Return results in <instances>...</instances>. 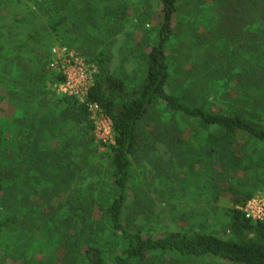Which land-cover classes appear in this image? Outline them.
I'll use <instances>...</instances> for the list:
<instances>
[{"label":"trees","instance_id":"1","mask_svg":"<svg viewBox=\"0 0 264 264\" xmlns=\"http://www.w3.org/2000/svg\"><path fill=\"white\" fill-rule=\"evenodd\" d=\"M137 10L0 0V264H264V221L240 208L264 189V0H160L150 29ZM132 23L141 68L130 75L112 69L110 47ZM55 45L97 68L85 101L57 93ZM219 83L235 90L229 109L209 100ZM89 102L113 122L104 152ZM145 165L151 181L137 183ZM153 194L183 230L126 223V208L150 220Z\"/></svg>","mask_w":264,"mask_h":264},{"label":"rangeland","instance_id":"2","mask_svg":"<svg viewBox=\"0 0 264 264\" xmlns=\"http://www.w3.org/2000/svg\"><path fill=\"white\" fill-rule=\"evenodd\" d=\"M133 5L135 9L137 10L134 12L133 18L135 17H141V15L145 14L149 19L148 22H150V17L147 15L145 11L147 10L148 7H150L153 11V13H158L160 11V0H132ZM203 13L206 15H210L209 13V7L206 4L205 7L203 8ZM140 15V16H139ZM184 19L187 20V17H184ZM184 19L182 20L184 22ZM134 23V22H133ZM130 24L127 31L123 34H120L117 36V38L114 40V42L111 44V52L113 55V60H112V69L115 70L117 68H121L123 71H126L128 74L132 75L135 73V71L140 70L141 65L140 61L137 57L134 56L133 53V40L130 38V35L128 32H133L135 29V24ZM151 23V22H150ZM154 27V24H147L146 27L149 29ZM135 36L138 38V33L135 34ZM179 39L174 40V45L179 44ZM172 59L173 63L172 68L176 69L178 67L177 62L175 61L176 53H172ZM179 57V53L176 57V59ZM226 84L224 83H219L215 86L213 92L210 94L209 100L213 102L215 105L218 107H223L229 109L231 107V98L235 97V90L232 87L225 88ZM185 86V85H184ZM171 118L170 113H165L164 114V119L168 120ZM177 118V117H176ZM178 119V118H177ZM96 142L100 145V150L102 152L107 150V144L101 143L97 140ZM116 142V141H115ZM113 145V144H112ZM159 149L161 154L164 156V158H168L169 155L166 152V149L163 145L159 144ZM150 167L149 165H145L143 168H136L135 171V177H136V182H142V181H151V172H150ZM96 179L95 177H89L86 179L87 181H93ZM144 183V182H143ZM134 186V184H133ZM134 192H133V187L132 185L128 187L127 189V198H128V204L132 206V202L134 200ZM154 199L156 200L155 204V209H154V214L151 216L150 220L146 219L143 215L134 216L131 214L132 208H126L124 217L125 221L127 224L132 226V229L134 230H141L142 233L147 234V235H152V236H159L162 235L165 232L169 231H180L183 230L182 222H175L170 214V211L167 207V205L163 202H161V199L157 197L155 194H153ZM222 204H229V201L227 199L222 200ZM216 234L223 238V239H229L230 238V232L225 231L223 228L217 230ZM108 238V242L110 243V237L109 233H106ZM51 247L44 246L42 247L41 253L44 255L51 253L53 248L56 247V244L53 243ZM108 245V249H109ZM195 264V262H194ZM214 264H231L227 263L225 261H220Z\"/></svg>","mask_w":264,"mask_h":264},{"label":"built area","instance_id":"3","mask_svg":"<svg viewBox=\"0 0 264 264\" xmlns=\"http://www.w3.org/2000/svg\"><path fill=\"white\" fill-rule=\"evenodd\" d=\"M49 68L64 75V82L55 86L57 93L75 96L85 101L95 82L97 68L88 64L83 57L67 47L55 45ZM89 110L94 123L97 140L104 144H115L112 120L106 116L97 103L89 102ZM246 217L253 221H264V189L256 193L240 207Z\"/></svg>","mask_w":264,"mask_h":264}]
</instances>
